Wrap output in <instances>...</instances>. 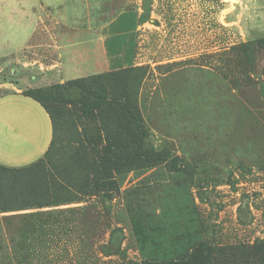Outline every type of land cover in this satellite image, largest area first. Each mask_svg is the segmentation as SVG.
Returning a JSON list of instances; mask_svg holds the SVG:
<instances>
[{
    "label": "rangeland",
    "instance_id": "obj_1",
    "mask_svg": "<svg viewBox=\"0 0 264 264\" xmlns=\"http://www.w3.org/2000/svg\"><path fill=\"white\" fill-rule=\"evenodd\" d=\"M88 2L90 27L102 29L104 37L109 65L102 74L128 63L148 67L139 96L148 97L144 116L161 160L150 168L139 163L122 180L114 175L122 184L107 205L97 195L78 204L0 212V264H18L9 239L18 223L8 218L78 207L84 209L82 232L78 238L65 234L63 251L52 244L45 264H141L137 236L143 233L149 244L159 238L155 217L162 209L191 211L180 228L196 223L199 239L213 248L264 242V112L258 94L264 79V0ZM121 12V30H129L115 41ZM142 15L149 21L141 23ZM35 40L44 42L40 35ZM35 56L46 62L55 55L40 46L0 59V95L64 83L32 85L26 62ZM106 89L124 91L119 85ZM172 159L185 170L170 171ZM64 160L62 154H46L18 172L0 169V187L24 205L41 202L43 176L32 170L49 163L62 167ZM113 229L121 230L120 254L103 256L99 246Z\"/></svg>",
    "mask_w": 264,
    "mask_h": 264
},
{
    "label": "trees",
    "instance_id": "obj_2",
    "mask_svg": "<svg viewBox=\"0 0 264 264\" xmlns=\"http://www.w3.org/2000/svg\"><path fill=\"white\" fill-rule=\"evenodd\" d=\"M125 16L122 14L114 25L120 34L115 41L121 40V34L129 30L128 27L121 30ZM148 21V16L140 17L141 23ZM106 47L110 53L109 46ZM147 70L146 66L128 63L124 68L68 80L54 88L22 92L38 102L50 118L52 139L44 156L62 154L65 166L49 163L43 170H32L37 176H43L41 202L32 205L9 198L12 196L0 187V212L18 213L78 204L85 197L97 195L107 205L122 184L114 175H119L122 180L127 173L137 170L139 163L146 168L157 166L161 154L150 137L144 116L148 97L139 96ZM107 85H119L124 87V91L111 94L106 89ZM261 104L264 107V103ZM120 120L122 124L118 125ZM83 121H93L97 125L88 127ZM172 160L170 171L185 170L181 161ZM0 169L11 173L22 168L0 165ZM188 212L191 211L178 213L162 209L161 215L155 217L159 230H162L156 234L159 238L152 244L147 242L143 233L141 236L138 234L139 253L143 258L141 264H264V242L213 248L199 239L195 233L196 223L191 225V229L180 228L181 223L187 220ZM55 213L36 211L8 218L18 223L9 238L18 264H45L54 251L52 244H60L63 251L68 243L62 238L65 234L78 238L83 230L80 232L81 227L85 225L84 209L67 208ZM121 241V230L113 229L107 244L99 246L100 253L103 256L119 255Z\"/></svg>",
    "mask_w": 264,
    "mask_h": 264
},
{
    "label": "crops",
    "instance_id": "obj_3",
    "mask_svg": "<svg viewBox=\"0 0 264 264\" xmlns=\"http://www.w3.org/2000/svg\"><path fill=\"white\" fill-rule=\"evenodd\" d=\"M89 9L88 0H0V59L40 46L52 50L55 56L46 62L37 56L26 62L32 85L63 83L106 71L109 63L102 29L90 27ZM38 35L44 41L41 44L34 42ZM258 94L264 103L263 80ZM51 139L50 118L38 102L20 90L0 95L1 166L20 168L38 161Z\"/></svg>",
    "mask_w": 264,
    "mask_h": 264
}]
</instances>
